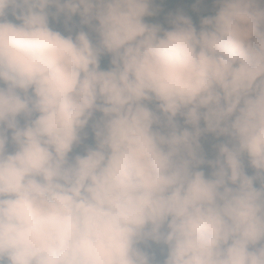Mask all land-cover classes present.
<instances>
[{
  "label": "clouds",
  "instance_id": "obj_1",
  "mask_svg": "<svg viewBox=\"0 0 264 264\" xmlns=\"http://www.w3.org/2000/svg\"><path fill=\"white\" fill-rule=\"evenodd\" d=\"M155 2L0 0V264H264V0Z\"/></svg>",
  "mask_w": 264,
  "mask_h": 264
},
{
  "label": "trees",
  "instance_id": "obj_2",
  "mask_svg": "<svg viewBox=\"0 0 264 264\" xmlns=\"http://www.w3.org/2000/svg\"><path fill=\"white\" fill-rule=\"evenodd\" d=\"M173 5H174V0H156L153 7L158 9L157 14L152 17H146V22L158 23L161 25L165 14L173 7ZM178 14L187 15L192 19L194 25H200L201 18L206 17L208 15H213L214 12L206 6L205 0H187V5L184 8H182ZM78 22H79L78 17L74 18V20L71 21V23H73L75 26L78 24ZM108 63H109L108 56L103 57L102 67L107 68ZM214 141L218 143L215 137H214Z\"/></svg>",
  "mask_w": 264,
  "mask_h": 264
},
{
  "label": "rangeland",
  "instance_id": "obj_3",
  "mask_svg": "<svg viewBox=\"0 0 264 264\" xmlns=\"http://www.w3.org/2000/svg\"><path fill=\"white\" fill-rule=\"evenodd\" d=\"M206 6L211 9L214 13L216 10V6L214 4V0H205ZM187 5V0H174V5L173 7L165 14L163 21L161 23V26L164 28H171L172 24L170 21L173 19V17L181 11L182 8H184ZM11 18V17H10ZM54 28L57 30H60L61 32L68 34V29H73L75 30V25L71 22H67V24L61 20L60 22H54L52 24ZM197 29H199L200 25H195ZM85 30H88L85 28ZM109 58V63L107 65V68L110 66V56ZM217 142L214 141V136L208 135L206 137L202 138V144L205 148L206 153L208 156L211 158L215 154V149L214 146ZM206 172H210V169L205 168ZM249 174H252V170L249 169Z\"/></svg>",
  "mask_w": 264,
  "mask_h": 264
}]
</instances>
